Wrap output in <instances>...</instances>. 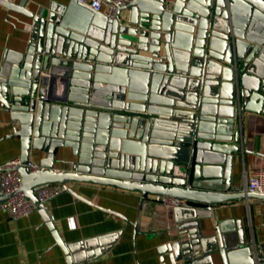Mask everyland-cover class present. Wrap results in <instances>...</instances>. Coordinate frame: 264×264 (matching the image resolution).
<instances>
[{
	"label": "water",
	"instance_id": "95a60500",
	"mask_svg": "<svg viewBox=\"0 0 264 264\" xmlns=\"http://www.w3.org/2000/svg\"><path fill=\"white\" fill-rule=\"evenodd\" d=\"M0 4L34 18L26 45L0 65L8 136L20 138L23 163L46 154L43 170L20 168L25 195L37 203L40 188L78 182L178 197L177 234L161 248L173 264H256L241 222L230 246L221 226L205 234L199 214L264 200L232 180L245 119L264 115V0H133L113 19L77 0L43 15ZM42 84L48 101L38 99ZM67 149L72 170H56ZM39 209L69 264L101 257L118 236L68 245Z\"/></svg>",
	"mask_w": 264,
	"mask_h": 264
},
{
	"label": "crops",
	"instance_id": "0c3cea01",
	"mask_svg": "<svg viewBox=\"0 0 264 264\" xmlns=\"http://www.w3.org/2000/svg\"><path fill=\"white\" fill-rule=\"evenodd\" d=\"M13 2L35 15H43L53 5H67L71 0ZM126 14L128 11L123 10L122 15ZM33 20L26 13L0 4V65L7 49L20 50L26 45ZM13 130L7 113L0 107V164L21 157L20 138L8 136ZM242 150L235 155L233 165V186L238 191L244 189L256 169L264 167V115H247ZM45 155L33 153L31 161L40 163ZM74 160L70 149L61 150L56 154L55 169L72 170ZM69 184L88 201L76 197L70 190L45 205L62 240L69 245L118 234L101 257L76 264H173L170 254H163L161 248L177 234L174 209H166L152 201L144 206V196L138 191L78 182ZM199 215L205 234L217 235L221 226L227 230L222 234L230 236V246L237 243L238 223L241 222L254 258L257 252L264 254V200L234 199L219 203L212 210H201ZM0 264L69 263L65 249L57 244L53 230L38 209L19 219L0 211Z\"/></svg>",
	"mask_w": 264,
	"mask_h": 264
},
{
	"label": "built area",
	"instance_id": "2783aa9c",
	"mask_svg": "<svg viewBox=\"0 0 264 264\" xmlns=\"http://www.w3.org/2000/svg\"><path fill=\"white\" fill-rule=\"evenodd\" d=\"M14 1V0H9ZM133 0H77L95 11L104 12L109 18L116 17L119 9ZM174 1V0H170ZM44 76L48 73L43 72ZM50 87L43 85L38 94V99L48 101ZM27 167L30 172L43 170L44 167L34 161L23 163L21 157H14L0 164V196H5L7 199L0 204V211L7 212L11 217L19 219L27 217L38 210L41 206H45L57 195L70 191L69 183H52L40 188L37 191L38 202L35 203L29 199L22 190V176L20 174L21 167ZM182 175H185L181 172ZM239 191L254 192L264 194V167L258 168L247 179L244 189ZM161 204L166 209H174L181 206L184 200L178 197L169 195H152L148 194L143 197V205H148L149 202ZM256 264H264V254L257 252L255 255Z\"/></svg>",
	"mask_w": 264,
	"mask_h": 264
}]
</instances>
